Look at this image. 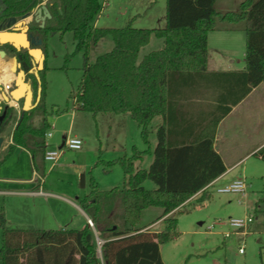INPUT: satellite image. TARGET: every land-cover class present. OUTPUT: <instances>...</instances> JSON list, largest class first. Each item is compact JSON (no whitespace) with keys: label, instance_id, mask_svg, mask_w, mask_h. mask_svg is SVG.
Wrapping results in <instances>:
<instances>
[{"label":"trees","instance_id":"obj_1","mask_svg":"<svg viewBox=\"0 0 264 264\" xmlns=\"http://www.w3.org/2000/svg\"><path fill=\"white\" fill-rule=\"evenodd\" d=\"M216 1L166 0L163 29H136L130 24L108 29L94 27L93 21L101 10L98 0H48L45 6L50 19L43 28L30 26L29 33L40 39L45 48L48 34L71 32L76 52H82L83 57V77L73 97L75 108L93 116L128 114L143 141L149 144L151 121L164 116L177 80L206 73L210 32L245 34V70L232 74L242 83L238 100L264 82V0H241L234 11H217ZM40 2L0 0V25L10 18L20 19L30 14ZM152 36L163 39V46L138 61L140 50ZM106 37L113 41L112 50L90 63L89 50ZM0 51L15 57L25 72L30 70L32 58L27 50L5 44L0 45ZM44 72L45 64L38 72L39 101L30 111L20 110L12 131V145L8 148L9 152L16 146L27 150L33 170L41 178L45 175V134L50 128ZM35 74L32 72L29 76L36 98ZM229 110L226 107L224 114ZM14 114L13 107L6 108L0 136ZM36 118H39L38 124ZM144 154L152 155L149 167L136 169L134 163ZM256 156L264 162V147ZM117 162L127 185L102 191L92 182L90 192L79 200L93 228L87 224L81 230L11 229L0 214L1 264H164L160 246L177 237V219L172 214L193 196L205 194L210 184L225 172L221 158L213 149L212 138L176 144L169 141L163 126L156 130L152 152L134 150L132 157L120 158ZM146 180L153 182L155 188L146 190L143 187ZM259 204L264 205V195L256 203ZM151 207L162 210L151 223L163 219L165 227L159 233H150L147 226L138 227L141 212Z\"/></svg>","mask_w":264,"mask_h":264},{"label":"rangeland","instance_id":"obj_2","mask_svg":"<svg viewBox=\"0 0 264 264\" xmlns=\"http://www.w3.org/2000/svg\"><path fill=\"white\" fill-rule=\"evenodd\" d=\"M98 1L102 8L104 0ZM108 1L111 9L108 11L105 9L104 12L102 10L101 15L96 19V28H123L130 24L136 29H151L155 26L154 20L165 14L166 0ZM240 1L218 0L215 9L234 11L238 8ZM21 23L25 29L38 25L33 21L29 25L25 22ZM233 35L237 37L236 40L228 42L225 46L230 48L232 44L236 59H244L245 34L236 32ZM108 39L106 41H110ZM103 43L107 42L97 44L89 50L90 63L107 52V46ZM156 44L158 40H153L148 48L153 49ZM44 50L46 52L45 107L48 123L52 125L48 131H52L54 137L47 140L49 146L47 151L59 152L58 147L62 144L61 141L70 124V112L74 111L73 97L78 92L83 77V57L82 52H76L71 32L48 34ZM0 58L4 57L0 55ZM15 64L16 62L13 61V71H16ZM260 91L264 98V86ZM57 108L62 112L61 116H57L55 111L51 114L52 110ZM17 117L18 111L15 110L14 118L7 126L4 136H8ZM38 122L39 118H36V124ZM54 126L58 130H64L65 133L61 131L54 133ZM74 130L78 131L82 139L81 150L63 149L58 165L55 164L50 170L51 163H45L44 191L54 193L65 200L48 195L27 196L24 192L31 191L32 185L26 183L11 185L0 181V214L4 217L8 228L58 230L65 228L69 222H72V226L80 228L84 218L70 202L78 205L77 199H83L90 192L92 182L102 191L126 186L123 170L117 160L132 157L134 150L148 151L156 143V136L150 126L149 144L143 141L139 128L128 114L103 113L93 116L87 112L78 111L74 120ZM55 140L59 141L58 144ZM19 155L0 170V179L14 176L27 180L32 177V163L30 164L25 156L19 157ZM151 161V157L144 154L141 161L134 164L136 168L147 169ZM80 170L86 177V187H81V175L78 174ZM238 172L235 177L247 178L244 196L235 193H218L217 188L224 186L218 183L205 194L199 193L193 196L177 210V213L172 214L177 219V237L161 245L163 259L167 264H264V214L262 212L264 205H256L264 195V162L251 159L241 165ZM37 183L39 184L40 180L36 181V185ZM143 187L146 190H152L155 185L146 180ZM201 199L203 202H199ZM160 214L161 209L157 207L143 210L138 227L150 224ZM246 214L254 216V221L248 228L249 233L245 237L232 235L224 238L222 233L230 230L225 222L229 218L243 219ZM164 227V222H161L152 230H163ZM1 238L2 229L0 228V248ZM100 244L99 241V256ZM242 244L244 254H239L238 248Z\"/></svg>","mask_w":264,"mask_h":264},{"label":"crops","instance_id":"obj_3","mask_svg":"<svg viewBox=\"0 0 264 264\" xmlns=\"http://www.w3.org/2000/svg\"><path fill=\"white\" fill-rule=\"evenodd\" d=\"M217 2L218 0L216 1V3ZM43 4L45 3H39L35 7V9ZM104 6H102L99 15H101L102 10L104 12L105 9H107V11L111 9L108 0H105ZM121 10L125 11V9ZM99 15L96 19L99 18ZM31 21V18L23 20V22H25L27 25H29ZM154 24L155 26H152L153 28L151 29H163L166 24L165 14L163 16H160L159 19H155ZM94 27H96V20L94 22ZM236 32L241 31H214L208 34L206 73L200 76H186L179 78L174 84V88H172L173 90L169 97L164 116L154 118L150 124L151 130L152 132H154L155 136L157 128L159 126H163L168 132L169 141L175 142L176 144L188 143L193 141L194 139L204 137L213 139V149L221 158V161L225 167V172L210 184L211 186L208 188V190H210L212 186L218 183L226 185L240 178H245V180H247V178L244 176L235 177V175H238L239 173V167L241 165H244L251 159L261 160L256 156V153L264 147V98L260 91L264 86V82L253 88L247 95L238 100L242 90V83L241 79H238L237 75L232 74L245 70V54L243 57L244 59L238 60L235 57V50H233L232 44H230V48H227L225 46V44H227L228 42L231 43V41L236 40L237 37L233 35ZM107 38H109L110 41H106ZM153 40H158V44H156L155 48L153 49L148 48V46L152 44ZM102 42H107L103 43L106 44L105 46H107V52L112 50L114 44L110 37L99 40L97 44H100ZM162 46L163 39L152 36L149 40V43L140 50L138 54V61H140L148 53L159 50ZM40 49L44 57V65L46 61V52L42 46L40 47ZM4 59L10 60V62H7L8 60L5 61ZM13 61L16 62V71L7 70V72H5L7 65H13ZM43 65H41L42 68L39 71L43 69ZM20 70L23 69L21 67V64L17 62L15 57H9L6 54L4 58H0V77L5 73L8 77L6 83L0 82V86H2L3 88L4 85H10L9 92L14 90L16 73ZM39 71L35 72V76L32 75L38 83V87L36 89V98L33 81L29 76L33 72L32 62L30 65V70L28 72L24 71L26 74L24 83L30 85L33 92V104L36 105L39 101L40 96V79L38 76ZM3 93L5 94V92ZM10 105L14 108V110L18 111L19 115V110H22L21 106H23V99H20L18 102L11 101ZM226 107H229L230 110L226 114H224V109ZM54 111L57 116L62 115V112L59 110V108L52 110L51 114ZM78 111L79 110L75 108L74 104V111L70 112V124L66 131L65 137L61 142H64V139L67 137V135L77 137L82 140L79 136L78 131L74 130V120L77 116ZM14 126L11 128L8 136H4V133L1 135L3 136V144L0 149V170H2L4 166L18 154H20L19 157L25 156L27 159H29L30 164L32 163L31 156L27 150L16 146L13 147L12 151H8L9 146L12 145V131L14 129ZM50 127L52 128V125H50ZM53 131L54 133L56 132V134L60 133V131L61 133L63 132V134L65 133V131L62 129L58 130L56 126L53 127ZM50 132L51 136L49 138H54L52 135V131ZM49 138L45 140L46 151L49 147L47 141ZM58 142L59 141H56L55 143L58 144ZM61 145L58 147V149H60ZM154 147L152 149L150 147V152H152ZM61 154L62 152L60 153L55 163L49 162L51 163L49 170L52 169L55 164L58 165L57 162L61 159ZM148 157H151L152 160L151 154H148ZM140 161H136V163H139ZM46 162L47 161H45V163ZM78 174L82 175L81 170L78 171ZM37 180H40V183H37L36 185ZM0 181H5L11 185H23L22 183L32 185L33 187L31 191L24 192V195L27 196L48 195L51 197L64 199L63 197L58 196L54 193L45 192V175L41 178L34 172V170H32V177L27 180L13 176L7 177L5 179H0ZM84 187H86V177H84ZM79 200L80 199L78 198V205L76 203H70L77 208V210L84 218L83 225L81 227L79 226L80 228H77L76 226H72V222H69L68 225L65 226V228H62V230H81L87 225L88 216L81 209ZM161 222H163V219L158 220L154 224H151V222L150 224L141 227L147 226L146 230L150 233H159L160 231H162L161 229L152 230V228L157 226ZM160 255L163 263L167 264L163 259L161 246Z\"/></svg>","mask_w":264,"mask_h":264},{"label":"water","instance_id":"obj_4","mask_svg":"<svg viewBox=\"0 0 264 264\" xmlns=\"http://www.w3.org/2000/svg\"><path fill=\"white\" fill-rule=\"evenodd\" d=\"M43 2H46V0H43ZM28 18H31V20L36 23H40L39 27L43 28L45 21L50 19V14L45 5H40L36 9H33L30 14L20 19L10 18L4 25H0V45L10 44L17 50H27L32 58L33 72H36L39 71L42 68L41 65H43L44 57L40 49L42 42L28 32V27L26 29L22 27L23 23L21 22ZM32 52H39L40 58L36 59ZM0 55L1 57H5L6 54L4 51H0ZM25 76L26 74L23 70L16 73V80L14 82L15 89L10 91L8 95L3 93L4 88L0 86V123L4 118L6 108L11 107V101L18 102L20 99H23V111H30L36 106V104H33V92L30 85L24 83ZM2 144L3 137H0V149ZM62 146L63 142L60 149ZM80 182L81 186L84 187L83 175H81Z\"/></svg>","mask_w":264,"mask_h":264},{"label":"built area","instance_id":"obj_5","mask_svg":"<svg viewBox=\"0 0 264 264\" xmlns=\"http://www.w3.org/2000/svg\"><path fill=\"white\" fill-rule=\"evenodd\" d=\"M104 4H105V0L103 1L102 6H104ZM3 88L5 94L8 95L10 90V85H4ZM74 104H75V100H74ZM50 136H51V132L47 131L45 134V140ZM81 147H82V140H80L77 137H72L70 135H67V137L64 139L63 146L60 149V151L59 152L46 151L44 160L47 162L55 163L63 149L80 150ZM246 189H247V184L245 178H240L238 180L232 181L231 183H228L224 186L217 188L216 191L218 193H225V194L235 193L244 196ZM253 221H254V216L252 214H246L243 219L229 218L225 223L226 225H228L230 230L225 231L224 233H222V235L224 238H229L232 235L245 237L249 233L248 228L253 223ZM87 224L89 227L93 228V224L89 218L87 219ZM210 229H212V227H210ZM238 252L239 254H244L243 244L239 246Z\"/></svg>","mask_w":264,"mask_h":264},{"label":"bare ground","instance_id":"obj_6","mask_svg":"<svg viewBox=\"0 0 264 264\" xmlns=\"http://www.w3.org/2000/svg\"><path fill=\"white\" fill-rule=\"evenodd\" d=\"M33 55L36 57V59H39L40 58V53L39 52H32ZM2 66V65H1ZM7 70H13V66L12 65H7L6 69H5V72H7ZM8 80V77H7V74L5 73L4 75H2L0 77V82L2 83H6Z\"/></svg>","mask_w":264,"mask_h":264},{"label":"flooded vegetation","instance_id":"obj_7","mask_svg":"<svg viewBox=\"0 0 264 264\" xmlns=\"http://www.w3.org/2000/svg\"><path fill=\"white\" fill-rule=\"evenodd\" d=\"M43 2V0H41V2L40 3H42ZM48 2V0H46V2H44L45 4ZM35 9V8H34ZM33 21V20H32ZM34 22V21H33ZM40 24L38 23V25L37 26H39ZM28 28H30V27H28ZM28 32H29V30H28Z\"/></svg>","mask_w":264,"mask_h":264}]
</instances>
